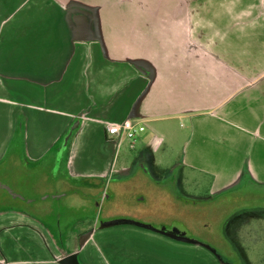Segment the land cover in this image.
I'll list each match as a JSON object with an SVG mask.
<instances>
[{
	"label": "crops",
	"instance_id": "obj_1",
	"mask_svg": "<svg viewBox=\"0 0 264 264\" xmlns=\"http://www.w3.org/2000/svg\"><path fill=\"white\" fill-rule=\"evenodd\" d=\"M126 118L144 125L135 161L182 140L180 178L264 187V0H0V164L33 181L0 179L34 204L0 211V264H227L135 219H49V195L112 176L129 139L105 130Z\"/></svg>",
	"mask_w": 264,
	"mask_h": 264
},
{
	"label": "rangeland",
	"instance_id": "obj_2",
	"mask_svg": "<svg viewBox=\"0 0 264 264\" xmlns=\"http://www.w3.org/2000/svg\"><path fill=\"white\" fill-rule=\"evenodd\" d=\"M131 141L122 140L117 147L114 173L106 181L78 179L72 187L79 192L72 200L51 199L52 194L44 199L43 207H52L49 219L59 218L60 228L64 229L72 227L73 220L80 222L79 226L72 227L73 231L92 220L130 218L158 227L178 221L190 232V239L212 248L224 263L264 264V187L246 184L221 194H208L210 180L207 177L184 169L185 177L180 178L178 162L182 140H174L172 145L162 142L157 148L146 144L143 151L150 169V173H146L142 166L134 167L140 145L139 140H135L136 145L131 148ZM4 164L0 167L6 172L11 168L8 174L16 183L28 184L32 180L18 173L20 163L11 166L4 159ZM122 168L129 173H119ZM46 172L50 174L49 170ZM0 177H3L1 173ZM2 179L0 181L5 182ZM184 194L192 196V200L178 198ZM32 206V201L26 203L0 188V211L31 212Z\"/></svg>",
	"mask_w": 264,
	"mask_h": 264
},
{
	"label": "built area",
	"instance_id": "obj_3",
	"mask_svg": "<svg viewBox=\"0 0 264 264\" xmlns=\"http://www.w3.org/2000/svg\"><path fill=\"white\" fill-rule=\"evenodd\" d=\"M144 130V125L126 118L117 123H111L106 126V136L110 139L127 138L133 140Z\"/></svg>",
	"mask_w": 264,
	"mask_h": 264
},
{
	"label": "water",
	"instance_id": "obj_4",
	"mask_svg": "<svg viewBox=\"0 0 264 264\" xmlns=\"http://www.w3.org/2000/svg\"><path fill=\"white\" fill-rule=\"evenodd\" d=\"M82 28L84 27L82 26ZM79 32L80 34H82L81 30ZM154 178H157V177L154 176ZM0 187L6 190L7 192H9L15 198H19L25 202L32 201V199L26 198L24 195L13 191L9 187V185L5 182L0 181ZM161 231L177 236V237H180V238H190V232L186 229V227L181 222H178V221L172 222L169 226L162 227Z\"/></svg>",
	"mask_w": 264,
	"mask_h": 264
},
{
	"label": "flooded vegetation",
	"instance_id": "obj_5",
	"mask_svg": "<svg viewBox=\"0 0 264 264\" xmlns=\"http://www.w3.org/2000/svg\"><path fill=\"white\" fill-rule=\"evenodd\" d=\"M142 166L145 170L146 173H150V169H149V165H148V162H147V158H146V155L145 154H141L140 158L137 159L134 163V167L135 166ZM158 178V177H157ZM1 188V187H0ZM3 189V188H2ZM4 190V189H3ZM6 191V190H5ZM9 193V192H8ZM17 193V192H16ZM10 194V193H9ZM19 199V198H18ZM228 224V222L226 223ZM228 235V234H227ZM231 243L233 242V240L231 239L230 236H228L227 238Z\"/></svg>",
	"mask_w": 264,
	"mask_h": 264
}]
</instances>
